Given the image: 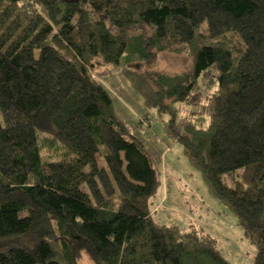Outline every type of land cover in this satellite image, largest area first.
Masks as SVG:
<instances>
[{
	"label": "trees",
	"instance_id": "1",
	"mask_svg": "<svg viewBox=\"0 0 264 264\" xmlns=\"http://www.w3.org/2000/svg\"><path fill=\"white\" fill-rule=\"evenodd\" d=\"M185 52L191 70L157 71ZM96 60L169 116L264 264V0H0V264H76L73 237L100 264H229L214 237L152 216L159 168ZM201 87L217 89L207 128L176 109Z\"/></svg>",
	"mask_w": 264,
	"mask_h": 264
},
{
	"label": "rangeland",
	"instance_id": "2",
	"mask_svg": "<svg viewBox=\"0 0 264 264\" xmlns=\"http://www.w3.org/2000/svg\"><path fill=\"white\" fill-rule=\"evenodd\" d=\"M185 53L160 54L157 71L182 73L191 70V55ZM93 77L108 89L114 99L116 112L121 110L118 114L132 134L147 132L148 136L144 139L148 148L139 140L152 155L160 172L159 189L150 201L152 216L161 224L178 226L183 232L194 225L202 235L214 237L229 264H255L256 245L246 238L230 208L209 193L201 173L193 168L183 146L170 133L169 116L148 107L144 95L134 88L119 67L96 60ZM150 88H158V84H153ZM216 90L199 88L197 91L200 95L196 100L200 101L199 105H193L195 108L185 103L177 104L180 122L191 120L195 124L204 123L203 126L207 128L210 124L209 99ZM125 105L135 113L138 120L131 122L125 118V114L129 113V110L122 108ZM144 117L148 118L149 124L143 121ZM143 124L147 128L139 127ZM73 238L76 264H100L86 241Z\"/></svg>",
	"mask_w": 264,
	"mask_h": 264
},
{
	"label": "crops",
	"instance_id": "3",
	"mask_svg": "<svg viewBox=\"0 0 264 264\" xmlns=\"http://www.w3.org/2000/svg\"><path fill=\"white\" fill-rule=\"evenodd\" d=\"M114 100V99H113ZM115 103V102H114ZM116 105V104H115ZM116 108H117V106H116ZM122 108H124V109H126V110H129V113H127V114H125V118L127 119V120H129V121H131V122H133L134 120H138L139 118H136V115H135V113H132L131 111H130V109L125 105V106H122ZM135 110H137V108H134ZM117 110H118V108H117ZM141 110V109H140ZM118 112L119 113H121V110H118ZM141 113H142V111H141ZM139 115H141L140 113H139ZM147 132H136V136L145 144V139L144 138H147V134H146ZM160 142V141H159ZM161 143V142H160ZM158 144V141H157V143H156V145ZM145 146L147 147V145L145 144ZM148 148V147H147Z\"/></svg>",
	"mask_w": 264,
	"mask_h": 264
}]
</instances>
